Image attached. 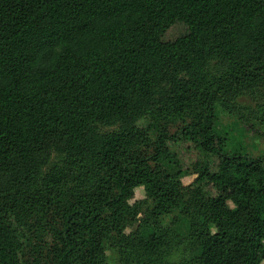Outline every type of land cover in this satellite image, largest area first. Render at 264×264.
<instances>
[{"label": "trees", "instance_id": "16d2710c", "mask_svg": "<svg viewBox=\"0 0 264 264\" xmlns=\"http://www.w3.org/2000/svg\"><path fill=\"white\" fill-rule=\"evenodd\" d=\"M263 94L264 0H0V264L153 254L184 193L192 264H264V153L216 110Z\"/></svg>", "mask_w": 264, "mask_h": 264}, {"label": "rangeland", "instance_id": "374dc122", "mask_svg": "<svg viewBox=\"0 0 264 264\" xmlns=\"http://www.w3.org/2000/svg\"><path fill=\"white\" fill-rule=\"evenodd\" d=\"M216 110L219 113V127L225 131L227 148L241 147L254 157L264 153V121L261 120L264 94L261 98L244 95L235 99H223L216 104ZM193 178L184 177L181 182L188 185ZM71 182L75 183L74 180ZM143 198V189L136 188L130 203L139 202ZM194 209L189 195L182 194L172 213L160 219L161 245L157 251L144 254L131 242L130 236L124 238L125 242L121 244L109 240L105 245L106 264H192L190 259L194 252L193 242L183 230L191 224ZM145 211L144 207H140L137 219L142 218ZM137 227V222L132 223L124 234L130 235L137 231Z\"/></svg>", "mask_w": 264, "mask_h": 264}]
</instances>
